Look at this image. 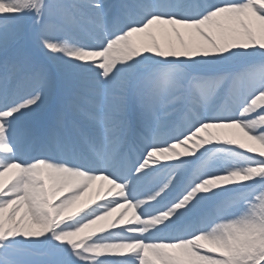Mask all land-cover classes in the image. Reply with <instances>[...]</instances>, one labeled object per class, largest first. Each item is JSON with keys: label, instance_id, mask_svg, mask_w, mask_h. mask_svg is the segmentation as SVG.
<instances>
[{"label": "snow or ice", "instance_id": "1", "mask_svg": "<svg viewBox=\"0 0 264 264\" xmlns=\"http://www.w3.org/2000/svg\"><path fill=\"white\" fill-rule=\"evenodd\" d=\"M0 264H264V0H0Z\"/></svg>", "mask_w": 264, "mask_h": 264}, {"label": "bare ground", "instance_id": "2", "mask_svg": "<svg viewBox=\"0 0 264 264\" xmlns=\"http://www.w3.org/2000/svg\"><path fill=\"white\" fill-rule=\"evenodd\" d=\"M109 2H114V0H109ZM157 38L161 40V42L164 41L165 37L163 36V34L161 33H157ZM45 110H47V105L45 107ZM10 176L5 177V180L10 179ZM104 185V187L102 188L101 185ZM107 188V185L104 184V182L102 181H97L96 184L93 186V188H91L87 193H85L82 198L81 201L78 205V207L80 206H86L88 205L90 202L89 201H96L98 199L97 197V193H100L101 195L103 194V191H105ZM119 209L117 210V213H114V215L119 213Z\"/></svg>", "mask_w": 264, "mask_h": 264}]
</instances>
